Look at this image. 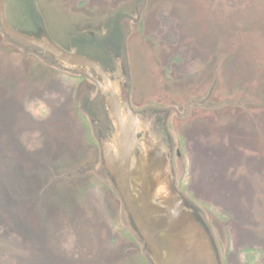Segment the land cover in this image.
Masks as SVG:
<instances>
[{"label":"rangeland","instance_id":"rangeland-1","mask_svg":"<svg viewBox=\"0 0 264 264\" xmlns=\"http://www.w3.org/2000/svg\"><path fill=\"white\" fill-rule=\"evenodd\" d=\"M6 3L67 50L125 41L132 104L175 111L179 184L224 264H264V0ZM47 61L0 29V264H149L102 167L95 84Z\"/></svg>","mask_w":264,"mask_h":264},{"label":"water","instance_id":"water-1","mask_svg":"<svg viewBox=\"0 0 264 264\" xmlns=\"http://www.w3.org/2000/svg\"><path fill=\"white\" fill-rule=\"evenodd\" d=\"M6 1L0 0V29L5 35L38 52L43 61L49 60L55 67L84 76L95 84L101 102L98 117L107 131L98 139L102 167L120 197L128 227L146 261L149 264H224L207 218L179 184L175 157L180 152L169 127L175 111L164 108L140 111L132 104L125 41L112 42L118 54L112 52L109 42H104L94 54L67 50L51 38L43 21L39 22L37 12L31 16L35 29L12 23ZM123 28L119 22L118 29L125 37ZM111 35L114 39L117 34ZM210 98L209 93L206 99L197 103L194 99L191 103L201 105ZM88 99L83 97L82 103L88 104ZM92 114H89L91 125L95 126ZM84 171L83 167L77 168L75 174L80 176Z\"/></svg>","mask_w":264,"mask_h":264}]
</instances>
